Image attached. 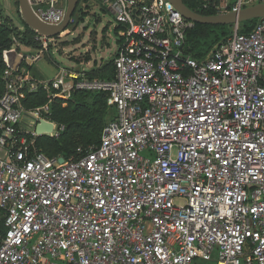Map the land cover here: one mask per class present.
I'll use <instances>...</instances> for the list:
<instances>
[{"label": "built area", "instance_id": "built-area-1", "mask_svg": "<svg viewBox=\"0 0 264 264\" xmlns=\"http://www.w3.org/2000/svg\"><path fill=\"white\" fill-rule=\"evenodd\" d=\"M260 0H202L219 13ZM46 24L68 0H29ZM118 26L112 79L6 69L0 98V264H264V18L204 58L169 0H103ZM39 34V33H38ZM41 53L22 52L34 64ZM53 38V37H51ZM105 92L115 118L84 156L50 157L20 90ZM83 152V148H79ZM60 158H64L61 162Z\"/></svg>", "mask_w": 264, "mask_h": 264}, {"label": "trees", "instance_id": "trees-1", "mask_svg": "<svg viewBox=\"0 0 264 264\" xmlns=\"http://www.w3.org/2000/svg\"><path fill=\"white\" fill-rule=\"evenodd\" d=\"M195 11L205 15L217 14L212 7H205L202 0H184ZM261 1V0H260ZM259 19L240 23V32L249 33L253 30ZM25 25L26 22H24ZM28 27V25H27ZM30 32L36 35V31ZM234 25H210L196 23L189 32L186 52L195 59H202L212 50L220 46L233 34ZM15 29L6 22H0V98L6 91V81L3 78L6 69L20 70L23 66L29 70L32 64L25 59L14 68L12 61V44ZM20 38V37H19ZM26 39L25 37H23ZM109 66L95 68L87 73L89 78L112 79L115 75L114 60L111 75H105ZM20 103L26 109H33L47 104L51 100L50 117L58 124L65 125V130L58 138L40 135L36 138L37 147L50 157L63 156L65 159H78L84 156L86 150L98 145L105 125L115 118L114 108L109 106L108 94L105 92L73 91L69 98L50 99L47 90L40 88L37 92L20 90ZM83 148L84 151H79ZM0 230L3 231L1 221Z\"/></svg>", "mask_w": 264, "mask_h": 264}, {"label": "rangeland", "instance_id": "rangeland-1", "mask_svg": "<svg viewBox=\"0 0 264 264\" xmlns=\"http://www.w3.org/2000/svg\"><path fill=\"white\" fill-rule=\"evenodd\" d=\"M0 22L8 23L16 31L11 49L14 68L22 62V52L33 56L41 53L45 39L38 33L32 34L30 27L24 24L18 0H0ZM117 25L103 0H82L68 27L47 41L42 58L29 69L33 72H27L38 77L54 78L63 68L73 71L74 67H83L87 74L106 65L109 68L104 73L111 75L116 56L117 37L114 30Z\"/></svg>", "mask_w": 264, "mask_h": 264}, {"label": "water", "instance_id": "water-1", "mask_svg": "<svg viewBox=\"0 0 264 264\" xmlns=\"http://www.w3.org/2000/svg\"><path fill=\"white\" fill-rule=\"evenodd\" d=\"M180 14L186 19L200 24L210 25H239L242 22L263 19L264 18V1H259L254 4L245 6L239 11H228L217 13L214 15H205L201 12L190 8L184 0H169ZM20 12L26 24L37 33L47 37H55L61 34L71 22L79 4L82 0H68L67 11L63 22L59 25H49L43 22L34 12L29 0H18ZM39 135L51 133L53 131V124L49 122L34 123L29 126ZM63 162L64 158H60Z\"/></svg>", "mask_w": 264, "mask_h": 264}, {"label": "crops", "instance_id": "crops-1", "mask_svg": "<svg viewBox=\"0 0 264 264\" xmlns=\"http://www.w3.org/2000/svg\"><path fill=\"white\" fill-rule=\"evenodd\" d=\"M118 30H119V29H118V26H116V27H115V30H114V31H115V34H116V37H117V39H116V42H117L116 52H117V49H118V47H119V45H120V40H119V38H118V36H117ZM42 55H43V54H42ZM41 58H42V56H41ZM41 58H40V59H41ZM40 59H39V60H40ZM36 62H37V61H36ZM36 62H35V63H36ZM35 63H34V64H35ZM11 64L13 65V62H12V61H11ZM34 64H33V65H34ZM81 66H82V65H81ZM63 70L69 71V70L63 68V69L61 70V72H62ZM28 71H30V70H28ZM71 71H72V70H71ZM73 71H75V72H83V71H85V68L82 67L81 69H77V68L74 67ZM30 72H33V71H30ZM61 72H60V73H61ZM60 73H58L57 76H59ZM29 74H30L32 77H34V78H36V79H38V80H50V79H53V78H48V77H46V78L38 77V76H37L36 74H34V73H32V74L29 73ZM54 78H55V77H54Z\"/></svg>", "mask_w": 264, "mask_h": 264}]
</instances>
